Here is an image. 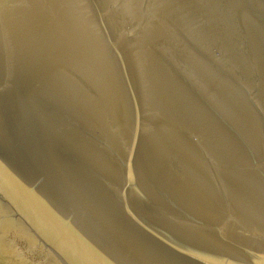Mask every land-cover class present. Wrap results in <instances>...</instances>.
<instances>
[{"label":"water","instance_id":"water-1","mask_svg":"<svg viewBox=\"0 0 264 264\" xmlns=\"http://www.w3.org/2000/svg\"><path fill=\"white\" fill-rule=\"evenodd\" d=\"M0 264H264V0H0Z\"/></svg>","mask_w":264,"mask_h":264}]
</instances>
